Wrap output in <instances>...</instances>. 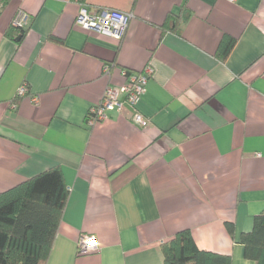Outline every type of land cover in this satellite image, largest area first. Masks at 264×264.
I'll use <instances>...</instances> for the list:
<instances>
[{"label": "crops", "instance_id": "crops-1", "mask_svg": "<svg viewBox=\"0 0 264 264\" xmlns=\"http://www.w3.org/2000/svg\"><path fill=\"white\" fill-rule=\"evenodd\" d=\"M85 3L132 14L124 36L77 26L75 0L0 2V193L53 167L69 190L46 264H161L181 230L255 264L225 223L247 232L264 209V0ZM19 13L24 32L7 36ZM225 38L236 43L221 60ZM146 66L135 105L89 126L106 86ZM86 235L98 250L80 254Z\"/></svg>", "mask_w": 264, "mask_h": 264}, {"label": "trees", "instance_id": "trees-1", "mask_svg": "<svg viewBox=\"0 0 264 264\" xmlns=\"http://www.w3.org/2000/svg\"><path fill=\"white\" fill-rule=\"evenodd\" d=\"M9 0H0L3 6ZM187 15L169 16L163 28L175 29ZM24 32L8 27L5 34ZM236 40L225 38L217 55L225 60ZM69 190L61 170L53 167L0 193V264H46ZM230 237L243 245V256L264 264V209L254 215L251 230L235 234L233 223H225ZM161 264H231V256L199 249L189 230L177 232L160 245Z\"/></svg>", "mask_w": 264, "mask_h": 264}, {"label": "built area", "instance_id": "built-area-1", "mask_svg": "<svg viewBox=\"0 0 264 264\" xmlns=\"http://www.w3.org/2000/svg\"><path fill=\"white\" fill-rule=\"evenodd\" d=\"M79 4V10L75 18V24L84 30H92L103 34H109L121 39L126 31L132 14L115 9H101L88 7L85 0H75ZM25 21V15L19 13L13 20V25L21 26ZM104 71L108 73L106 66ZM125 82L119 86H106L100 100L93 104L87 113L86 123L93 126L97 122L105 120L109 111H119L125 105L133 107L146 88V84L152 74V67L146 66L143 71H121ZM26 93L25 84H21L16 92L19 98ZM35 103L36 97L31 98ZM133 121L138 125H145V119L139 113H135ZM98 250L96 239L93 236H81L78 241L80 254L93 253Z\"/></svg>", "mask_w": 264, "mask_h": 264}]
</instances>
